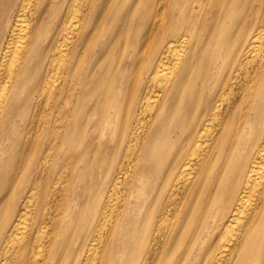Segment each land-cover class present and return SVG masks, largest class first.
<instances>
[{
	"label": "bare ground",
	"instance_id": "1",
	"mask_svg": "<svg viewBox=\"0 0 264 264\" xmlns=\"http://www.w3.org/2000/svg\"><path fill=\"white\" fill-rule=\"evenodd\" d=\"M1 3L0 264H264V0Z\"/></svg>",
	"mask_w": 264,
	"mask_h": 264
},
{
	"label": "rangeland",
	"instance_id": "2",
	"mask_svg": "<svg viewBox=\"0 0 264 264\" xmlns=\"http://www.w3.org/2000/svg\"><path fill=\"white\" fill-rule=\"evenodd\" d=\"M0 7L2 8V9H4L5 8V5H3L2 3L0 4ZM231 18H233L234 19V15H231ZM220 24L221 25H223V26H227V23L225 22V20H223V19H221L220 20ZM231 28V27H230ZM230 28H227V29H230ZM127 65V62L125 63V66ZM97 110L98 109H95V111L93 112V118H92V123H93V126H95V124L97 123V122H95V121H98V120H101V116H100V114L97 112ZM103 111H104V114H103V118H104V116L106 115V111H105V109H103ZM92 125V124H91ZM89 129L90 128H88V127H86V132L87 131H89ZM94 132V131H93ZM96 134H98L97 132H94V135H96ZM112 144V143H111ZM113 145V144H112ZM109 153H110V151H109V149H108V153L106 154V155H109ZM105 158V157H104ZM73 164H74V166H76L77 165V171H80L79 169H81V166H82V164H81V161L79 162V160H75L74 162H73ZM94 167V166H93ZM156 170H159V169H157V168H152V169H150V173H148L147 174V179L145 180V181H147L148 182V180H150L155 174H156ZM82 171V170H81ZM95 171H96V169H95ZM98 176H99V173H96V172H94V177H95V179H96V177L98 178ZM62 189V188H61ZM81 189L80 190H77V192H76V194L74 195L73 194V196L74 197H77V198H74L73 200H58L57 199V201L54 203V204H52L54 207H56V209L57 208H59V207H64V208H68L69 206H71V205H73L72 207V214L73 215H71L70 217H72V216H74V217H78L80 220L83 218V216H84V214H80L79 213V211H78V209L80 208V206H86L87 208H88V206H89V204H91V202L92 201H90V200H87V199H80L79 197H81ZM58 196H61V194H58ZM148 196V195H147ZM147 196L145 197V198H147ZM145 201H148V200H145ZM88 210H90V208H88V209H86V211H88Z\"/></svg>",
	"mask_w": 264,
	"mask_h": 264
}]
</instances>
